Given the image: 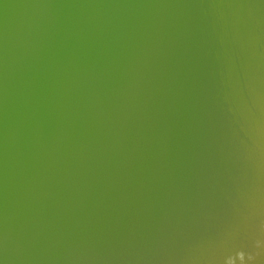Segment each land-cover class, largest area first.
<instances>
[{
	"label": "bare ground",
	"instance_id": "1",
	"mask_svg": "<svg viewBox=\"0 0 264 264\" xmlns=\"http://www.w3.org/2000/svg\"><path fill=\"white\" fill-rule=\"evenodd\" d=\"M0 264H264V0H0Z\"/></svg>",
	"mask_w": 264,
	"mask_h": 264
}]
</instances>
